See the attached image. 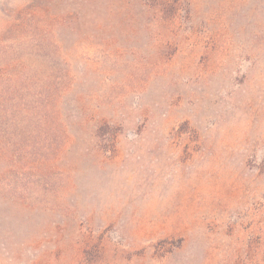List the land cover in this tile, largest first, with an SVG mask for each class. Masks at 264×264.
<instances>
[{
  "label": "rangeland",
  "instance_id": "374dc122",
  "mask_svg": "<svg viewBox=\"0 0 264 264\" xmlns=\"http://www.w3.org/2000/svg\"><path fill=\"white\" fill-rule=\"evenodd\" d=\"M0 264H264V0H0Z\"/></svg>",
  "mask_w": 264,
  "mask_h": 264
},
{
  "label": "trees",
  "instance_id": "16d2710c",
  "mask_svg": "<svg viewBox=\"0 0 264 264\" xmlns=\"http://www.w3.org/2000/svg\"><path fill=\"white\" fill-rule=\"evenodd\" d=\"M105 130H104V126L103 127H101L100 129H99V133L101 134V133H103Z\"/></svg>",
  "mask_w": 264,
  "mask_h": 264
}]
</instances>
